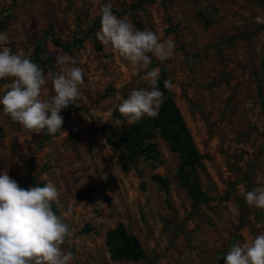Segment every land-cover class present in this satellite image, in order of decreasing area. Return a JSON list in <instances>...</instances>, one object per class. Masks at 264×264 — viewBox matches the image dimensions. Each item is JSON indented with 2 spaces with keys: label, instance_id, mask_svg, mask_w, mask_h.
Returning a JSON list of instances; mask_svg holds the SVG:
<instances>
[{
  "label": "rangeland",
  "instance_id": "rangeland-1",
  "mask_svg": "<svg viewBox=\"0 0 264 264\" xmlns=\"http://www.w3.org/2000/svg\"><path fill=\"white\" fill-rule=\"evenodd\" d=\"M139 1L0 0V32L45 73L65 54L49 30L64 41L81 38L106 3L137 29L174 40L173 56L152 58L149 70L163 67L173 84L168 91L201 155L204 170L196 172L210 202L192 205L176 176L180 159L159 133V163L118 164L111 143L131 125L117 107L133 88L147 86L145 70L95 35L66 53L85 83L77 103L60 113L62 132L26 135L0 106V174L25 189L29 181L57 187L53 211L69 225L63 248L74 253L73 264H223L233 244L264 232V210L243 197L264 185V0H152L130 9ZM9 83L0 81V96ZM154 176L168 181L166 191ZM118 224L139 240L142 260H111L106 234Z\"/></svg>",
  "mask_w": 264,
  "mask_h": 264
},
{
  "label": "clouds",
  "instance_id": "clouds-1",
  "mask_svg": "<svg viewBox=\"0 0 264 264\" xmlns=\"http://www.w3.org/2000/svg\"><path fill=\"white\" fill-rule=\"evenodd\" d=\"M112 7L106 3L100 9L97 41L131 66L145 70L147 86L133 88L117 107L132 125L145 116L159 115L165 102L159 87L161 73L159 68L149 70V66L152 58L164 62L172 57L176 43L151 30L137 29L114 14ZM9 43V35L0 32V81H11L0 96L3 113L26 135L62 132L60 113L77 103L80 86L85 83L83 68L74 57L57 54L55 70L45 73L30 57L14 53L6 46ZM163 85L167 90L173 88L170 80ZM243 197L247 206L264 210V185L244 192ZM53 205H60V192L53 183L25 189L7 171L0 174V264H73L74 253L63 248L71 236L69 225L53 211ZM223 264H264V232L251 241L233 244Z\"/></svg>",
  "mask_w": 264,
  "mask_h": 264
},
{
  "label": "trees",
  "instance_id": "trees-1",
  "mask_svg": "<svg viewBox=\"0 0 264 264\" xmlns=\"http://www.w3.org/2000/svg\"><path fill=\"white\" fill-rule=\"evenodd\" d=\"M152 0H140L130 6V9H143V5ZM100 28V18L95 20L85 36L71 40H62L49 30L50 38L53 44L65 53H71L72 50L81 49L86 37H94L96 31ZM37 51L35 61H41ZM160 90L164 92L165 102L162 105L159 115L156 118L144 117L139 122L132 124L126 133H122L116 142L111 146L118 154L117 161L122 167L130 166L139 159H145L153 163H159L160 153L157 145L153 142L156 133H159L162 139L168 142L171 152L176 153L180 159L176 176L179 185L185 189L192 201L194 207L210 202V197L201 190L200 180L197 175V169L204 170L202 158L197 151L192 136L183 120V117L177 108L171 94L164 88L163 82L166 78V71L160 68ZM64 123V118H63ZM45 137H50L45 135ZM155 182L164 189L168 188V181L165 178L154 176ZM43 186L42 183H33L29 181L28 185ZM87 231V227L84 228ZM106 246L113 261H131L138 262L144 258V251L139 240L132 234H129L122 224L110 230L106 234Z\"/></svg>",
  "mask_w": 264,
  "mask_h": 264
}]
</instances>
